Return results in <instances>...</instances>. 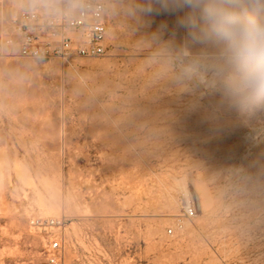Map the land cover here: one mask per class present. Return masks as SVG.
<instances>
[{"label": "rangeland", "instance_id": "1", "mask_svg": "<svg viewBox=\"0 0 264 264\" xmlns=\"http://www.w3.org/2000/svg\"><path fill=\"white\" fill-rule=\"evenodd\" d=\"M106 1L103 56L0 54V264H48L38 216L65 220L63 264H264V98L183 26L200 7ZM56 2L0 0V38Z\"/></svg>", "mask_w": 264, "mask_h": 264}, {"label": "built area", "instance_id": "2", "mask_svg": "<svg viewBox=\"0 0 264 264\" xmlns=\"http://www.w3.org/2000/svg\"><path fill=\"white\" fill-rule=\"evenodd\" d=\"M0 54L26 59L101 57L107 50L109 12L106 0H57L48 9L31 8L11 11L2 25ZM197 214L186 209V218ZM31 228L46 232L45 252L48 264H63L64 245L61 231L65 220L58 217H33ZM175 229L167 230L169 235Z\"/></svg>", "mask_w": 264, "mask_h": 264}, {"label": "clouds", "instance_id": "3", "mask_svg": "<svg viewBox=\"0 0 264 264\" xmlns=\"http://www.w3.org/2000/svg\"><path fill=\"white\" fill-rule=\"evenodd\" d=\"M200 7V21L184 27L193 29L194 40L212 39L222 46V54L234 70V90L254 98H264V17L244 10L242 0H183ZM197 29L202 36L197 34Z\"/></svg>", "mask_w": 264, "mask_h": 264}]
</instances>
